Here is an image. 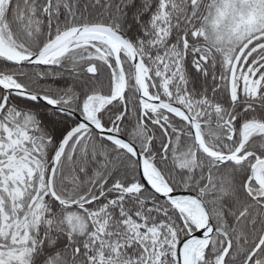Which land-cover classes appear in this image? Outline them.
Returning a JSON list of instances; mask_svg holds the SVG:
<instances>
[{"label": "snow or ice", "instance_id": "6c2138e0", "mask_svg": "<svg viewBox=\"0 0 264 264\" xmlns=\"http://www.w3.org/2000/svg\"><path fill=\"white\" fill-rule=\"evenodd\" d=\"M0 264H264V0H0Z\"/></svg>", "mask_w": 264, "mask_h": 264}]
</instances>
